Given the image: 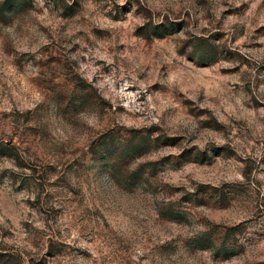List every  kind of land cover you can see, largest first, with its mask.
I'll list each match as a JSON object with an SVG mask.
<instances>
[{"label":"rangeland","instance_id":"obj_1","mask_svg":"<svg viewBox=\"0 0 264 264\" xmlns=\"http://www.w3.org/2000/svg\"><path fill=\"white\" fill-rule=\"evenodd\" d=\"M0 264H264V0H0Z\"/></svg>","mask_w":264,"mask_h":264}]
</instances>
